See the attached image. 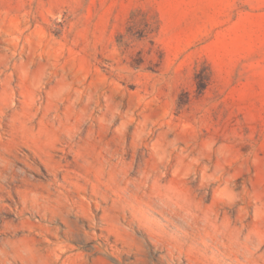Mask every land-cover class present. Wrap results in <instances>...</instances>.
I'll return each mask as SVG.
<instances>
[{
	"label": "rangeland",
	"instance_id": "rangeland-1",
	"mask_svg": "<svg viewBox=\"0 0 264 264\" xmlns=\"http://www.w3.org/2000/svg\"><path fill=\"white\" fill-rule=\"evenodd\" d=\"M0 264H264V0H0Z\"/></svg>",
	"mask_w": 264,
	"mask_h": 264
}]
</instances>
